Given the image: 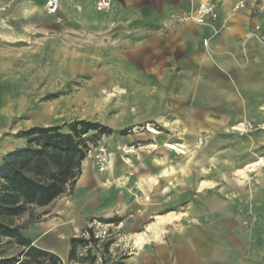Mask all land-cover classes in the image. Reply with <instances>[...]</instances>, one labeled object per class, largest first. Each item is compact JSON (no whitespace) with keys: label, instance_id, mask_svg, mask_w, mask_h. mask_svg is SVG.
Instances as JSON below:
<instances>
[{"label":"crops","instance_id":"0c3cea01","mask_svg":"<svg viewBox=\"0 0 264 264\" xmlns=\"http://www.w3.org/2000/svg\"><path fill=\"white\" fill-rule=\"evenodd\" d=\"M7 1L0 0V7ZM96 1L61 0L57 14L48 16L43 10L45 0H15L0 15V114L14 105L12 98L34 96V81H63L72 75L70 69L46 78L34 73L36 49L47 52L68 50L72 46L85 52L94 48L97 59L110 58L118 70L124 67L126 72L144 73L162 82L165 90L172 87L175 91L180 89L184 95L205 93L221 98L228 112L237 109L244 112L248 108L244 102L246 97L264 96V44L259 39V34L264 32V0H109L110 8L103 12L96 10ZM238 1H244L245 7L233 12ZM212 2L216 5L215 22L203 25L187 19L201 4ZM215 29H219L217 33ZM63 63L69 65L71 61ZM47 91L40 94H50V90ZM53 120V115H47L32 127L54 126ZM190 122L192 124L193 120ZM105 140L103 137L99 143L109 155L107 171L97 172L91 150L82 161L80 177L68 196L42 208L43 220L23 231L35 247L66 261L71 233L77 228L83 229L89 223L86 219L127 216L120 221L125 227L172 215L162 227L152 228L159 231L152 232L148 238L144 236L141 249L136 247L138 252L124 264H249L247 260L228 255L229 248L216 238L213 228L199 227L200 224L213 225L214 211L220 208L206 202L203 207L210 211V216L206 213L199 217L195 208H190L187 217L183 213L167 214L165 206L160 205L161 191H158V206L153 209L148 206L150 198L144 197L142 202L135 203L130 176L123 177L128 185L108 190L109 180L123 174L130 165L121 159L114 168L108 150L112 142L107 145ZM7 144L0 149V162L2 155L12 150ZM118 145L117 150H121ZM154 165L164 166L161 160H155ZM170 170L169 175L177 171L183 176L184 171L186 173L184 165ZM164 171L169 170L162 168L158 176L139 182V191L144 196L153 192L158 180L167 178L163 176ZM99 176L108 186L104 187ZM140 203L143 209L138 207ZM123 204L129 205L124 209ZM173 223L179 227L169 228L167 233L165 229Z\"/></svg>","mask_w":264,"mask_h":264},{"label":"rangeland","instance_id":"374dc122","mask_svg":"<svg viewBox=\"0 0 264 264\" xmlns=\"http://www.w3.org/2000/svg\"><path fill=\"white\" fill-rule=\"evenodd\" d=\"M14 1L9 0L4 6L8 9ZM259 39L264 44V32L259 34ZM84 50L72 46L68 50L47 51L50 54L42 49L34 51V73L46 78L70 69L72 75L63 81H34V96L12 98L14 105L0 114L3 117L0 149L6 143L11 145V151L24 147L26 142L18 137L20 132L32 128L47 115H53L54 126L79 120L97 122L112 131L108 136H100L98 141L104 137L105 144L112 142L108 150L114 168L121 159L130 165L123 174L111 178L109 186L99 176L104 187L112 191L119 185L126 186L128 182L123 177L130 176L135 203L150 198L148 206L153 209L158 206V191H161L160 205L165 206V212L183 213L184 217L190 208L198 210L199 217L206 213L210 216V211L203 207L208 202L220 209L214 211L213 225L199 227L213 228L216 238L229 248L228 255L249 264H264V96L246 97L248 108L244 112L238 109L228 112L221 98L205 93L184 95L172 87L165 90L162 82L144 73L126 72L124 67L118 70L110 58L97 59L94 48ZM66 60L71 63L64 64ZM47 89L50 94H40ZM118 144L121 150H117ZM167 146L175 147L171 150ZM155 160H161L164 166H155ZM182 165L186 169L184 176L177 171L159 179L158 187L146 196L139 191V182L146 177L158 176L162 168L170 171ZM123 205L125 209L129 204ZM138 207L144 208L143 204ZM41 214V209H36L16 222L26 224L40 217L27 224V228L42 221ZM125 219L127 216L86 219L101 237L92 239L94 242L81 239L84 242L76 246L75 257L61 260V264H124L138 252L135 235L145 233L149 237L158 230L147 229L156 222L154 219L124 227L120 221ZM175 227L179 226L173 223L165 230L168 233L169 228ZM75 230L70 240L78 239Z\"/></svg>","mask_w":264,"mask_h":264},{"label":"trees","instance_id":"16d2710c","mask_svg":"<svg viewBox=\"0 0 264 264\" xmlns=\"http://www.w3.org/2000/svg\"><path fill=\"white\" fill-rule=\"evenodd\" d=\"M89 133L93 134L90 138ZM111 133L109 128L86 120L20 132L18 137L26 145L5 154L0 163V264H61L57 255L38 249L23 233L27 224L40 217L26 224L16 220L71 192L89 148L100 136ZM81 242L69 241V259L75 257Z\"/></svg>","mask_w":264,"mask_h":264},{"label":"built area","instance_id":"2783aa9c","mask_svg":"<svg viewBox=\"0 0 264 264\" xmlns=\"http://www.w3.org/2000/svg\"><path fill=\"white\" fill-rule=\"evenodd\" d=\"M61 0H45L44 4V13L48 16H54L57 14ZM96 10L103 12L107 11L110 8V1L109 0H97L95 4ZM245 7L244 1H238L234 7L233 12H236L240 9ZM7 10L6 6L0 7V15L5 13ZM187 19L191 20L196 24H203L207 25L209 23L215 22L217 19V12L215 5L212 3H204L201 4L198 9L194 12L193 15L189 16ZM224 26H221L223 29ZM219 29H215L214 32L217 33ZM92 152V159L94 166L98 173H104L108 169L109 164V155L107 153L106 148L99 143V141L94 145L91 146L87 152ZM75 237L78 239L90 240L92 237L93 239H99L101 236L94 232L93 224H87L86 228L83 230H75Z\"/></svg>","mask_w":264,"mask_h":264},{"label":"bare ground","instance_id":"6f19581e","mask_svg":"<svg viewBox=\"0 0 264 264\" xmlns=\"http://www.w3.org/2000/svg\"><path fill=\"white\" fill-rule=\"evenodd\" d=\"M238 127H242V125H239ZM169 149H171V150H174V147L173 146H167ZM157 162V161H156ZM160 164H162V163H160ZM159 167V166H158ZM172 170H170V171H164L163 172V176H165V177H168L169 176V174H170V172H171ZM242 174V173H241ZM162 177V176H161ZM171 218H173V216L172 215H168V216H164V217H161V216H158V217H156L155 218V223H153L152 225H149L148 226V230H152V228H154L156 225H161V227H162V225H165L167 222H169L170 221V219ZM162 229V228H161ZM144 234L143 233H141V234H137V235H135V237H134V239H135V241H134V245L137 247V248H140L141 249V247H142V245L144 244V242H145V238H144ZM146 238H148V237H146Z\"/></svg>","mask_w":264,"mask_h":264}]
</instances>
